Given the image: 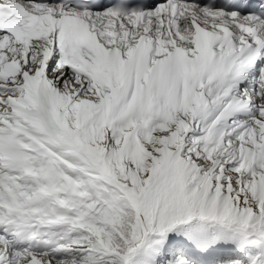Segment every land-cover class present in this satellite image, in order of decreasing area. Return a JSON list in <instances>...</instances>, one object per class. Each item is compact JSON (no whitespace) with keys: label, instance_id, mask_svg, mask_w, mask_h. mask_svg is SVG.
<instances>
[{"label":"snow or ice","instance_id":"1","mask_svg":"<svg viewBox=\"0 0 264 264\" xmlns=\"http://www.w3.org/2000/svg\"><path fill=\"white\" fill-rule=\"evenodd\" d=\"M0 264H264V0H0Z\"/></svg>","mask_w":264,"mask_h":264}]
</instances>
